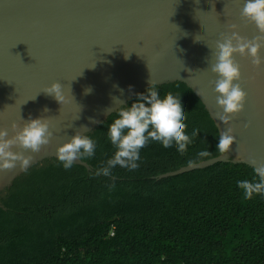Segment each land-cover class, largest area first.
<instances>
[{
	"label": "water",
	"instance_id": "95a60500",
	"mask_svg": "<svg viewBox=\"0 0 264 264\" xmlns=\"http://www.w3.org/2000/svg\"><path fill=\"white\" fill-rule=\"evenodd\" d=\"M243 4L244 0H0V129L12 137L30 118H42L52 132L37 153L17 146L11 150L33 157L28 169L57 159L56 149L73 134L90 133L106 121L116 106L114 97L129 102L150 80L157 86L184 83L218 133L231 127L235 136L226 154L156 180L216 163L253 170L264 165V46L259 67L247 55L233 57L246 94L244 109L228 126L216 119L217 77L210 71L216 43L231 35L232 25L246 40L261 35L241 18ZM54 82L62 86V104L42 92ZM88 87L92 91L85 95ZM73 165L92 170L82 160ZM24 172L18 167L0 171V192Z\"/></svg>",
	"mask_w": 264,
	"mask_h": 264
},
{
	"label": "trees",
	"instance_id": "16d2710c",
	"mask_svg": "<svg viewBox=\"0 0 264 264\" xmlns=\"http://www.w3.org/2000/svg\"><path fill=\"white\" fill-rule=\"evenodd\" d=\"M157 88L183 99L185 131L198 130L186 152L149 142L136 170L97 175L114 152L107 117L88 133L96 149L82 161L91 171L47 159L0 192V264H264V196L245 199L236 185L252 168L216 163L156 180L222 154L195 94L181 82ZM204 149L209 156L198 157Z\"/></svg>",
	"mask_w": 264,
	"mask_h": 264
},
{
	"label": "clouds",
	"instance_id": "9594fccd",
	"mask_svg": "<svg viewBox=\"0 0 264 264\" xmlns=\"http://www.w3.org/2000/svg\"><path fill=\"white\" fill-rule=\"evenodd\" d=\"M243 20L255 25L260 36L249 41L242 38L235 31L236 25H232L230 36L222 37V42L216 43L215 63L210 71L217 77L214 81L216 106L220 109L216 113V119L224 125L230 124L231 118L243 111L246 94L240 86L239 65L233 57L247 55L254 67L262 63L259 55L264 46V0H244L240 12ZM94 66V65H93ZM92 67V66H91ZM147 89L142 93H136L131 103L122 102L114 97L116 103L114 110L108 116H112L108 124L107 139L114 148L113 154L96 170L97 175L109 176L112 169L120 168L134 171L139 167L141 159L140 150L149 142L160 144L166 150L175 149L183 155L193 139L198 135V130L193 129L191 134L186 133V111L183 99L172 92L164 96L159 94L157 84L148 81ZM61 84L51 83L42 92L52 96L55 101L62 104L65 97L62 95ZM92 89L85 88L84 94H90ZM123 93V90H120ZM131 92V89L129 88ZM43 111L47 112L45 107ZM114 114V116H113ZM91 122H95L92 120ZM12 128H17L13 123ZM52 132L49 130L47 120L42 118L29 119L9 137L8 130L0 129V171L19 169L23 172L32 164L33 157L22 152H13L11 149L17 146L21 149L37 153L42 146L49 143ZM233 129L226 127L219 134L215 150L226 154L234 143ZM96 149V143L87 132L77 131L67 142L56 149V158L64 169H70L74 161L91 158ZM209 150L204 149L197 156L204 158L209 156ZM255 164V161H251ZM196 161H188V166H194ZM255 175L252 179H240L236 181L237 188L245 199L253 195L264 196V165L254 168Z\"/></svg>",
	"mask_w": 264,
	"mask_h": 264
}]
</instances>
